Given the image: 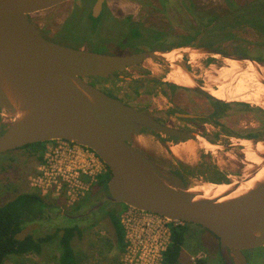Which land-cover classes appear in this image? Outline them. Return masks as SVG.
<instances>
[{
  "label": "water",
  "instance_id": "1",
  "mask_svg": "<svg viewBox=\"0 0 264 264\" xmlns=\"http://www.w3.org/2000/svg\"><path fill=\"white\" fill-rule=\"evenodd\" d=\"M69 1L0 0V109L10 120L0 134V154L53 140L84 146L110 173L107 194L96 206L109 200L170 221L199 225L217 238L225 264H233L231 255L247 264L243 251L264 245V176L250 187L247 182L264 167L209 198L191 191L179 176L151 160L137 142L142 128L180 140L195 135L157 121L87 79L108 77L148 59L169 63L163 56L166 52L110 54L45 38L29 16ZM200 51L264 67L247 56ZM175 65L191 76V89L215 101L224 100L196 84L182 61ZM260 82L264 84V79Z\"/></svg>",
  "mask_w": 264,
  "mask_h": 264
},
{
  "label": "flooded vegetation",
  "instance_id": "2",
  "mask_svg": "<svg viewBox=\"0 0 264 264\" xmlns=\"http://www.w3.org/2000/svg\"><path fill=\"white\" fill-rule=\"evenodd\" d=\"M67 4H69L67 18L56 34L45 31L32 15L29 16L45 38L69 46H79L110 54L125 55L143 51L162 53L197 49L217 51L236 57L247 56L259 63H264V0H71ZM75 15L78 18H75ZM75 21L93 30L94 37L89 39L82 37L76 42L62 38L64 29ZM152 60L160 61L163 65L167 63L159 59ZM182 60L188 70L192 69L187 56L182 57ZM145 62L146 60L141 64L126 67L108 77H89L94 78L95 82L89 78L87 81L96 84L105 94L131 107L139 106L134 108L151 114L163 124L194 134L192 140L204 138L210 143H215L216 147H219L216 142L231 141L232 137L247 139L254 144L262 140L261 132L264 128L262 123L257 127H251V124L245 126L244 130L238 133L227 129L228 123L225 121L230 116V109L232 106L238 109L236 106L238 103L215 101L193 89L180 88L163 79L161 84L165 91L166 89H172L174 93L184 91V95L189 98L188 104L186 102V105L179 103L177 105L167 100L171 108L163 102L165 106L162 108L156 106L152 110L149 106L150 102H142L139 95L115 89L104 82V79L107 80L110 77L115 80L127 82L134 80L135 84H145L144 80L137 81L133 79V76L129 77L121 73L129 68H139ZM205 62L207 63V60ZM192 76L196 84L201 81L196 71H193ZM240 105L244 111H247V105ZM5 128L6 126L2 125L0 131L3 132ZM147 131L155 132L148 128L141 130L142 133ZM157 134H159V140L167 147H170L171 142L177 144L189 140ZM143 150L156 164L179 176L186 186L187 180L193 179L194 174H198L200 179L219 183L218 186L229 183L233 176H239L241 171L251 166L248 161L252 162L246 158L242 150L243 159L237 165L240 170L231 173V169L220 167L218 160L206 155H200L199 161L192 166L183 163L177 157L160 160L146 149L143 148ZM106 194L107 191H104L103 195ZM229 251L231 252V249ZM231 258L233 264H240L232 255Z\"/></svg>",
  "mask_w": 264,
  "mask_h": 264
},
{
  "label": "rangeland",
  "instance_id": "3",
  "mask_svg": "<svg viewBox=\"0 0 264 264\" xmlns=\"http://www.w3.org/2000/svg\"><path fill=\"white\" fill-rule=\"evenodd\" d=\"M67 3L45 11L32 14V17L35 19L37 24L42 27L45 31H49L50 33L56 34L58 33V31H60L63 22L67 18V12L69 10V4ZM75 18H78V16L75 15ZM64 31L65 32H62V38L68 39L71 42H76L82 37L87 39L94 37V33L92 32L93 30H90L88 27L80 25L77 21H75L74 23H70L69 27L65 28ZM172 52L173 54H171ZM172 52H166L165 54L171 57L174 56V59L182 62V57L185 58L187 56V60L190 61L189 58L191 55H197V58L193 60V63H190L192 69H190L189 71L191 72V74L193 73V71H196V74L201 77V81L198 83L199 85H202L203 87L209 86L211 88L216 89L218 85L221 86L220 83H223L220 82L224 79L222 75H219L221 73L220 68L223 66V59L228 58H223L219 55L213 56L215 54H209L201 51L199 52L198 50L176 51L178 52V56L175 51ZM206 60L207 63L205 62ZM240 63L243 66L247 65V63L245 62ZM168 65V62L166 63V65H163V63H161L160 61H153L152 59H148L146 60L145 64L139 68H129L125 70V72H121L125 76H133V79H136L137 81L140 79L144 80L145 84H135L133 82L134 80L132 82H127L124 80L111 79L110 77L107 80L104 79V82L109 86L112 85L115 89H122L127 93L133 92L134 94H136V96L139 95L142 102H150L149 106H151L152 110H154L153 107L156 106H159V108L165 106L163 105V102L168 105L167 100L168 102H173V104L175 102L177 103V105L178 103L186 105L188 104L187 100L189 98L184 95V91H179V93H174L172 89H166L165 91L161 84L163 79L165 81H170L169 79H167V75L171 70L170 66L168 67ZM263 68L264 67L258 68V70L256 68L255 70V67L253 66L250 75H254L253 78L255 77L254 80L257 79L256 82H259L260 79H264V77H262V75L264 76V71H262ZM216 69H218V71ZM260 73H262V75ZM250 75L248 76L250 77ZM217 76H219V78H217ZM220 77L223 79L221 80ZM232 77L233 78H231V84H229V79L226 83V85L228 84V87L225 85V82L224 85L226 86V90H228L227 88H229V90L236 91L237 87L234 86V83H237L240 78L242 79V76L239 75L238 77ZM249 77L247 79V82L249 83V87L251 89L249 88L250 90H247V92L250 93L252 92V88H255V85L252 84L255 81H250ZM234 78H236V80ZM89 79L93 82L96 81L94 78ZM216 80H218L219 83H217ZM170 83L173 82L170 81ZM260 84L264 86L263 83ZM174 85L176 84L174 83ZM177 86L184 89L190 88L184 85ZM138 90L140 91V93ZM149 90L151 91V93ZM259 95L261 96L262 103L254 101L252 97L249 101H230L228 99L223 100L224 103H238L236 105L238 109H235V107L232 106V108L230 109V116L225 121L226 123H228V126L226 127L227 129H229V131H237L238 133L244 130L245 126H249L250 124L251 127H257L260 123H262V126H264V92H261ZM240 104L247 105V111H244ZM173 106L177 107L175 105ZM134 107L139 108V106L137 105ZM168 107L171 108L169 105ZM3 121L5 122L4 124ZM9 121V117H7V115H5V113L0 109V127L2 125L7 126L9 124ZM1 133L2 131H0V134ZM261 134L262 140L258 142H260L263 146L260 151L256 149L254 143L249 142L248 140H246L245 142V139L243 140L241 138L232 137L231 141L227 140L226 142H216V144H219V147H216L214 145L215 143H211L212 145L210 146L205 145L204 147V144L201 141L204 139L199 138L198 140H188L189 142L192 141L191 144L194 147V152L192 151L191 153H187L183 151L182 156H179L175 155L171 151V147L175 145L174 142L169 143V146H171L167 147L159 140V134L149 131L142 133V135L138 137L141 139L138 143L157 159L170 160L177 157L183 163L192 166L195 165L197 161H199L198 159L200 155H206L214 160H218L220 167L228 170L231 169V173H233V171L234 173H236L240 170L239 168H237V165L240 164L239 161L243 159V154L241 152L242 149L244 152L246 151L245 155L247 151H252L254 154L256 153V155H258L259 157V163H255L254 165L253 162L248 161L251 166H247L243 171H241V174L239 176H233L229 182L232 183V181H238L243 179L244 177H247V175L256 171L264 164V128L262 129ZM185 142L186 141H183L177 144H179L180 147V145ZM230 143H233V145L228 146V144ZM243 145H246V148L245 146L243 147ZM32 152L33 151L31 149L24 148L0 154V205L4 204L20 192H36L29 184V177L34 174L36 166L38 165L34 159V156L31 154ZM263 174L264 172H262L261 177L263 176ZM193 177V179L187 180V186L189 188H198L207 182L215 184L213 182L198 178V174H194ZM104 191L98 187V184L96 182L77 201H80L83 197L90 195L91 193H96L97 197L99 196L98 198H100V196L104 194ZM42 197L45 201H48V206H57L60 210L59 212L61 213L74 207L73 205L77 202L76 201L72 205L68 206L66 201L62 197L53 195H44ZM53 206L47 208V215L49 217L46 220L37 219L33 221H27L26 223H24L23 228L18 234V236L23 237L26 234H32L34 236H39V234L45 235L47 233L53 232L57 226H61L64 222L68 224L70 221H72L67 217L59 214L57 212L58 209ZM111 207L112 204H107L105 206L106 209H110ZM42 210H44L45 212L46 208H43ZM91 214L97 215L98 211L95 210ZM52 217L54 219H52ZM96 221L97 223L95 224V226L90 227L83 232L82 238H75L73 240L74 247L79 253L86 257H83V264H103V262H105L104 264H112L110 262H107V260H104L103 255L99 253L102 240L104 238L112 236L109 219L107 217L99 216L96 218ZM186 224L188 228L185 230L184 233V244L182 246L179 264H195L197 261V255L202 256L201 259H204V264H224L220 258V249L217 238L199 225L191 223ZM58 254L59 246L57 244V240L54 239L52 242H50L43 248L40 254L27 253L24 255L9 256L8 259L5 261V264H57ZM243 254L248 264H264V245L257 248L244 250ZM114 256H117V264H123L125 258L124 249L122 252L118 253L115 248H112L111 251L108 253V258ZM192 257H194L195 260H193ZM128 259H132V255L128 256Z\"/></svg>",
  "mask_w": 264,
  "mask_h": 264
},
{
  "label": "trees",
  "instance_id": "4",
  "mask_svg": "<svg viewBox=\"0 0 264 264\" xmlns=\"http://www.w3.org/2000/svg\"><path fill=\"white\" fill-rule=\"evenodd\" d=\"M31 149L36 163L42 161L45 142H38L23 146L19 149ZM109 170L100 174L97 178L98 187L106 190V183L109 178ZM100 190V189H99ZM99 197V196H98ZM96 193H91L77 201L71 209L58 213L72 220L68 224L63 223L57 226L53 232L45 235L34 236L26 234L19 237L18 234L24 223L37 219L46 220L47 208L50 207L41 195L37 192H20L13 198L0 205V264H5L9 256L24 255L27 253L40 254L43 248L57 240L59 254L57 264H83V257L74 247L73 240L82 238L83 232L95 226L97 217H107L109 219L112 236L104 238L100 245L99 253L104 260L112 264H117V256L108 258V253L115 248L118 253L124 249V228L120 222V213L127 207L121 203L105 201L102 205L96 206L100 198ZM101 197V196H100ZM94 199V200H93ZM107 204H112L110 209H106ZM46 208L45 212L42 210ZM95 210L97 215L91 214ZM92 215V216H91ZM52 219H54L52 217ZM188 228L186 223L170 225V241L162 253L161 264H179L182 246L184 244V233ZM100 238V237H99ZM86 258V257H85ZM220 258L224 263L221 255ZM105 262H103L104 264ZM195 264H204V259H199ZM225 264V263H224Z\"/></svg>",
  "mask_w": 264,
  "mask_h": 264
},
{
  "label": "built area",
  "instance_id": "5",
  "mask_svg": "<svg viewBox=\"0 0 264 264\" xmlns=\"http://www.w3.org/2000/svg\"><path fill=\"white\" fill-rule=\"evenodd\" d=\"M105 171L107 167L90 149L66 140H53L45 143L42 161L29 177V184L39 195L62 197L69 206ZM119 217L124 228L123 264H161L162 253L170 241V225L182 224L131 207H126ZM130 255L132 259H128ZM201 257L197 255L196 260Z\"/></svg>",
  "mask_w": 264,
  "mask_h": 264
},
{
  "label": "bare ground",
  "instance_id": "6",
  "mask_svg": "<svg viewBox=\"0 0 264 264\" xmlns=\"http://www.w3.org/2000/svg\"><path fill=\"white\" fill-rule=\"evenodd\" d=\"M176 53H177V56H178V52H176ZM171 54H173V52ZM163 56L165 57V59L167 61H169V66L171 68L170 72L167 75V77H168L167 79H169L171 82L175 83L176 85L192 86L193 85V82H192L191 76H189L186 72H184L183 70H181V68H179L178 66L175 65V62H177V60L173 58L174 56L173 57L167 56V54H163ZM213 56H216V55H213ZM196 58H197V55H195V54L191 55L190 58H189L190 59L189 62L192 64L193 63V60L196 59ZM246 63H247V65L243 66L240 62H238L236 60L229 59V58L228 59H223V64H222L223 66L221 65L222 66L220 68V72L221 73L219 74L220 76L222 75V77L224 78L223 79V78L220 77L221 80L223 79V81H220V82H223V83H220L221 86L218 85V87H216V89L211 88L209 86L208 87H205V89L208 90L212 95H214L215 97H217L219 99H228L230 101L231 100H245V101H249L251 99V97H252V99L254 101L261 102V96L259 94L261 92L262 93L264 92V86L262 84H260V83H262V82H260V80H259V82L258 81L256 82L257 79L254 80V78H255V77L253 78L254 75H252V74L250 75V72L252 71L254 65L251 62H246ZM216 70L218 71V69H216ZM255 70H256V67H255ZM257 70H258V68H257ZM262 71H264V68L262 69ZM260 74L262 75V73H260ZM239 75L242 76V79L240 78L237 83H234V82H236V81H234L233 83L235 85L232 84V85H234V86L237 87L236 88V91L229 90V88H227L228 90H226V86L228 87V84L226 85L227 81L230 79L229 84H231V78H233L232 76H234V77L237 76L238 77ZM248 75H250V77ZM257 75H259V74H257ZM214 77H213V79H214ZM248 77L250 78V81H255L256 82V83L255 82L252 83L253 85H255V88L254 89L252 88V90H251L252 92H250V93L247 92V90H250L251 89L249 87V83L247 82ZM262 77H264V76L262 75ZM217 78H219V76H217ZM234 79L236 80V78H234ZM218 80H216L217 83H219ZM224 82H225V85L226 86L224 85ZM139 140H141V139L138 138L137 139V142H139ZM246 140L247 139H245V142H246ZM201 141L203 142L204 147H205V145L206 146L212 145L209 141H207L205 139L204 140H201ZM191 142H189L187 140L185 143L181 144L180 147H179V144H175L173 147H171L172 153H174L175 155H179V156L180 155L182 156V152L183 151L184 152H187V153H191L193 151V149H194V147L191 144ZM249 142H247V143H249ZM244 146L246 148V145H243V147ZM255 146H256V149L260 151L263 145H261L260 142H257V144H255ZM247 157L249 158L248 160H251L254 163V165H255V163H259V157H258V155H256V153L254 154L252 151H247L246 158ZM260 165H259V167H260ZM263 166H264V164L262 165V167ZM262 172H264V168L263 169H260L257 172V174L255 175V177H253L249 182H247L248 187H250L251 185H253L252 183L254 181H256V180H258V179L261 178ZM233 183H236V181H232V183H230V184L228 183V184H223V185H220V186H218L217 184H212V183L207 182V183L201 185L198 188L195 187V188H191L190 190L191 191H200V192H203L204 196L209 197V198H216L221 193H224L225 191H227L228 188H229V186L231 184H233ZM242 188L243 187H240L238 191H240V189H242Z\"/></svg>",
  "mask_w": 264,
  "mask_h": 264
}]
</instances>
